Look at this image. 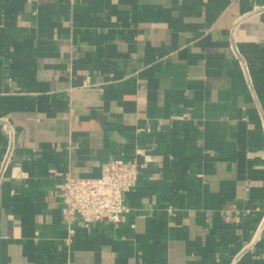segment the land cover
Masks as SVG:
<instances>
[{
	"label": "crops",
	"instance_id": "1",
	"mask_svg": "<svg viewBox=\"0 0 264 264\" xmlns=\"http://www.w3.org/2000/svg\"><path fill=\"white\" fill-rule=\"evenodd\" d=\"M0 116V264H264V0H0ZM137 149L122 222L69 233L64 175Z\"/></svg>",
	"mask_w": 264,
	"mask_h": 264
},
{
	"label": "built area",
	"instance_id": "2",
	"mask_svg": "<svg viewBox=\"0 0 264 264\" xmlns=\"http://www.w3.org/2000/svg\"><path fill=\"white\" fill-rule=\"evenodd\" d=\"M233 54L244 66L236 49ZM0 132L5 137L0 157L1 186L7 177L24 179L27 176L20 167L12 165L16 153V129L7 116H0ZM154 160L144 149H137L129 160L113 159L103 163L100 175L95 178L73 176L67 172L58 188L69 233H72L69 227L75 222L86 227L108 222L117 227L126 212L124 196L137 186L140 171L153 165ZM248 250L245 246L235 252L228 264H239Z\"/></svg>",
	"mask_w": 264,
	"mask_h": 264
}]
</instances>
